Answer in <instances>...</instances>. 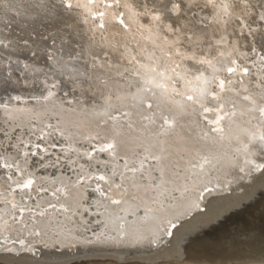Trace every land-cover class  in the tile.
Segmentation results:
<instances>
[{"label":"snow or ice","instance_id":"snow-or-ice-1","mask_svg":"<svg viewBox=\"0 0 264 264\" xmlns=\"http://www.w3.org/2000/svg\"><path fill=\"white\" fill-rule=\"evenodd\" d=\"M0 11V256L186 247L237 189L264 198V0Z\"/></svg>","mask_w":264,"mask_h":264},{"label":"bare ground","instance_id":"bare-ground-1","mask_svg":"<svg viewBox=\"0 0 264 264\" xmlns=\"http://www.w3.org/2000/svg\"><path fill=\"white\" fill-rule=\"evenodd\" d=\"M0 16L3 12L0 11ZM4 86L0 85V93ZM251 204L242 210L245 204ZM264 198L258 192L237 189L233 196L210 207L208 214L197 216L185 229L192 234L186 247L173 241L172 248L160 251L74 252L62 257L45 255L25 257L15 264H259L264 250ZM255 257V258H253ZM0 264L13 259L0 256Z\"/></svg>","mask_w":264,"mask_h":264},{"label":"rangeland","instance_id":"rangeland-1","mask_svg":"<svg viewBox=\"0 0 264 264\" xmlns=\"http://www.w3.org/2000/svg\"><path fill=\"white\" fill-rule=\"evenodd\" d=\"M74 253V252H73Z\"/></svg>","mask_w":264,"mask_h":264}]
</instances>
